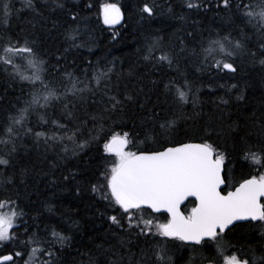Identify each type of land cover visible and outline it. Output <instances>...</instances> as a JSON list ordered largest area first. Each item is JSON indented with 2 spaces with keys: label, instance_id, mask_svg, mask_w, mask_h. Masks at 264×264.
I'll return each mask as SVG.
<instances>
[{
  "label": "trees",
  "instance_id": "1",
  "mask_svg": "<svg viewBox=\"0 0 264 264\" xmlns=\"http://www.w3.org/2000/svg\"><path fill=\"white\" fill-rule=\"evenodd\" d=\"M109 3L122 10L118 28L102 23ZM246 4L256 11L264 0H228V6L224 0H31V7L0 0V57L6 46L28 47L43 62L41 83L17 75L29 69L16 55L11 64L0 59V159L8 161L0 164V203L18 213L0 258L11 256L7 264H204L214 255L207 243L189 247L166 242L154 229L142 233L138 212L129 227L122 210L103 198V173L115 161L104 145L125 133L132 152L207 141L224 154L228 186L263 174L264 155L261 164L245 158L264 153V25L244 15ZM212 21L233 33L216 30ZM228 37L241 45L238 62L229 60L235 71L205 68L207 46ZM166 121L171 127L162 128ZM143 217L167 222L147 210ZM263 239L261 223H243L225 232L223 245L250 254V264H264L258 260Z\"/></svg>",
  "mask_w": 264,
  "mask_h": 264
},
{
  "label": "snow or ice",
  "instance_id": "2",
  "mask_svg": "<svg viewBox=\"0 0 264 264\" xmlns=\"http://www.w3.org/2000/svg\"><path fill=\"white\" fill-rule=\"evenodd\" d=\"M228 6V0H224ZM26 6L31 7V0H26ZM189 4L188 7H193ZM241 7V5H237ZM244 15L249 18L259 16L264 22V7L259 12L250 10L251 5H243ZM4 16H8L9 5H4ZM105 23H115L120 15V9L116 5H106ZM143 11L152 14V7L145 4ZM6 22V21H5ZM75 37L70 34L69 39ZM227 39V38H225ZM221 51L224 45L220 41H213ZM236 47L241 45L236 43ZM9 52L29 53L26 64L20 67L24 70H33L31 76H25L21 71L17 75L22 80L36 81L41 80L39 67L42 61L34 59L32 49L28 47L15 49L11 46L4 48L5 55L0 57L5 63H13L8 57ZM231 55V53H229ZM161 60L167 59L166 56L160 57ZM219 63V62H218ZM264 63V60L261 61ZM224 69L235 71L233 64L223 63ZM41 83L43 81L41 80ZM47 87V86H45ZM54 93L49 92V96ZM180 99H185V93L179 92ZM34 97L33 102H36ZM47 100L48 97H45ZM115 100V97L111 98ZM119 101L113 104L115 108ZM19 121H14L18 123ZM172 122L166 121L160 126L162 128L171 127ZM12 131L11 128L8 129ZM37 135H40L39 133ZM128 133L123 137L113 135L111 140L105 143L104 149L108 153L115 155L116 159L112 162L109 169L103 173L106 181L107 193L103 198L110 203L118 206L122 210V215H126L129 220V227H132V220L135 219L134 213H141L137 224H143L142 233H152L162 237L178 239L182 242H192L200 245L204 238H209L216 244V251L223 255L224 245L221 233L233 223L241 219L258 221L264 228V174L259 177L252 176L245 179L236 187L235 191H229L226 195L222 194L220 186L225 183L222 176V165L224 164V154L218 152L213 144L204 141L203 143H180L175 147H167L161 151H126L125 147L129 143ZM264 153L247 152L245 158H250L253 163L261 164ZM8 161L0 159V164H7ZM93 190L96 188L93 186ZM189 197L195 198V206L190 213L185 215L180 206ZM4 205L0 203V207ZM151 209L159 212L161 209L167 212L168 220L166 223H154L152 219H144L143 212ZM18 213L13 209L11 213L0 212V241L11 239V229ZM113 223L123 226L116 216H112ZM54 236L57 234L54 232ZM60 242L66 238L59 236ZM159 259H163L157 254ZM5 260L10 257H4ZM169 259H171L169 257ZM209 264H214L210 261ZM225 264H250L248 260H239L236 255L225 257Z\"/></svg>",
  "mask_w": 264,
  "mask_h": 264
},
{
  "label": "rangeland",
  "instance_id": "3",
  "mask_svg": "<svg viewBox=\"0 0 264 264\" xmlns=\"http://www.w3.org/2000/svg\"><path fill=\"white\" fill-rule=\"evenodd\" d=\"M184 1H188V0H184ZM205 8H207V7H205ZM260 9L261 8L257 9L255 12H259ZM254 18H257V19L260 20L259 16H256ZM237 21H239V22L241 21V18L239 16H236V19L233 20V23L236 24ZM261 23L264 25V22H261ZM212 27L216 28V30H218V31L221 30L222 28L225 29V30H229L228 28L221 26L219 22H213L212 21ZM229 31H231L233 33L234 30H229ZM260 36H261L260 34H258V36H256V37H255V35H253V37L251 38L250 41L251 42L253 41L252 43H256ZM253 38H254V40H253ZM213 41H220L224 45V51H221L220 50L219 45L213 44L212 43ZM82 49H83V46H82ZM240 50H241V47L237 48L236 47V43L232 42L229 37H228V39H222V40L221 39H216V40H212L211 43H210V47L207 46L206 52L203 55V57L205 58V60L202 61L203 62V65H204L205 68L210 67L211 69H214V70H224L223 63H225V62L229 63V60H231V59L232 60H235L236 63L238 62L235 54L237 52H239ZM20 53L21 52H9L8 57H12V56H15L16 55V60H18L17 64L26 62V59H21V57L28 58L30 56L29 53L28 54L27 53L20 54ZM229 53H231V55ZM4 55H5V53H4ZM34 59H36V58H34ZM39 67L41 68L40 65H39ZM32 72H33V70L29 68V73L28 74L27 73H23V75H25V76H31L32 75ZM39 75H40V78H41V71L39 72ZM74 84L77 85L76 81L74 82ZM120 136L123 137L122 135H120ZM109 154L112 155V156H114V158L116 159V157H115L114 154H111V153H109ZM263 167H264V164L262 165V168ZM2 204L4 206L3 207H0V212L11 213L13 211V209H15L13 206H11L9 204H6V203H2ZM16 219H17V216L15 218L14 225L17 222ZM14 225H13V228H14ZM154 232H155V230H154ZM160 237H162V236H160ZM162 238L167 242V239L166 238H168V237H162ZM9 240H7V241H0V245H6L9 242ZM263 245H264V239L262 241V246ZM217 254H218V252H217ZM200 262L201 261H197L196 263H191V264H199Z\"/></svg>",
  "mask_w": 264,
  "mask_h": 264
},
{
  "label": "flooded vegetation",
  "instance_id": "4",
  "mask_svg": "<svg viewBox=\"0 0 264 264\" xmlns=\"http://www.w3.org/2000/svg\"><path fill=\"white\" fill-rule=\"evenodd\" d=\"M229 183H231V182H229ZM240 183H241V182H240ZM240 183H235V181H234V182L231 183V184H233V185L229 184L230 186H228L227 183H226L225 186H224V188L222 189L221 193H222V194H226V193H228L229 191H232V190H233L236 186H238ZM262 203H264V201H262ZM194 206H195V203H194L193 201H187V202L184 204V206L181 208V210H182V212H183L185 215H187L188 213H190L191 208L194 207ZM247 223L258 224V223H260V222H258V223L247 222ZM237 225H238V224H237ZM220 235H221V237H222V243H223V241H224V239H225V232H224V233H221ZM206 243L209 244V245L212 247V249H213V251H214V255H213L210 259L205 260V261H202V262H204V264H209L210 261H213L214 264H225V257H229V258H230V257H232L233 255H236L237 258H238L239 260L255 261L254 258H252L250 254L241 255V254L238 252V250H228V249H223V255H221V254H219V253L217 254V251H216V244H215L212 240L207 239V240L202 241V243H201L200 245L203 246V245L206 244ZM183 244H184V243H183ZM186 246H188V245H186ZM195 246H199V245H192V246H189V247H195ZM200 247H201V246H200ZM223 259H224V260H223ZM258 260H261V261L264 262V245L262 246V259H258ZM259 264H261V263H259Z\"/></svg>",
  "mask_w": 264,
  "mask_h": 264
},
{
  "label": "water",
  "instance_id": "5",
  "mask_svg": "<svg viewBox=\"0 0 264 264\" xmlns=\"http://www.w3.org/2000/svg\"><path fill=\"white\" fill-rule=\"evenodd\" d=\"M107 5H116L118 8L119 6L117 4H107ZM106 6V5H105ZM120 9V8H119ZM101 15H102V23L105 27H108V28H118L120 27L122 24H123V14H122V11L120 9V15H119V18L117 19V21L115 23H105V19H104V16H105V9L104 7L102 8L101 10ZM175 147V146H173ZM126 148V147H125ZM112 154V153H111ZM223 170H224V166L222 165V176H223ZM242 183V182H241ZM225 186V183L222 184L220 186V191H222V189L224 188ZM239 186V185H238ZM236 186V187H238ZM236 187L232 190V191H235ZM227 194V193H226ZM225 194V195H226ZM187 201H195V198L194 197H189L187 200H185L184 202H182L181 206H180V209L184 206V204L187 202ZM264 201V198H261V202ZM148 211H150L152 214H157V215H160V214H164L168 217V214L166 211H164L163 209H161L159 212H155L151 209H146ZM247 222H253V223H258V221H251L250 219H241V220H236V221H233V223L231 225H229L224 232H226L227 230L231 229L232 227L236 226L237 224H243V223H247ZM209 238H204V240H207ZM184 244L186 245H189V246H192L194 245L192 242H183ZM4 257H10V259H7L5 260ZM2 258H0V264H6V263H10L12 262V258L11 256H4Z\"/></svg>",
  "mask_w": 264,
  "mask_h": 264
},
{
  "label": "bare ground",
  "instance_id": "6",
  "mask_svg": "<svg viewBox=\"0 0 264 264\" xmlns=\"http://www.w3.org/2000/svg\"><path fill=\"white\" fill-rule=\"evenodd\" d=\"M119 6V5H118ZM119 8H120V6H119ZM121 9V8H120ZM122 11V10H121ZM123 14V13H122ZM123 20H124V17H123ZM108 28V27H107Z\"/></svg>",
  "mask_w": 264,
  "mask_h": 264
}]
</instances>
